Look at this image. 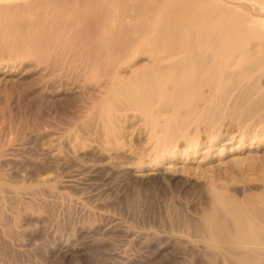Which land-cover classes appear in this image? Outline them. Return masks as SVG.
I'll list each match as a JSON object with an SVG mask.
<instances>
[{"label": "rangeland", "instance_id": "374dc122", "mask_svg": "<svg viewBox=\"0 0 264 264\" xmlns=\"http://www.w3.org/2000/svg\"><path fill=\"white\" fill-rule=\"evenodd\" d=\"M15 1L1 0L0 6H12ZM43 1L40 0L38 11L42 19L46 17L48 20L50 15L46 16L45 7L50 2L44 1L47 3L44 5ZM91 1L88 0L85 13L90 11ZM55 7L60 9L62 5ZM70 13L59 15L64 25L55 15L49 18L51 27H56L59 19V30L51 29V32H58L51 34L45 28L39 33L54 37H51L50 46L35 48L37 52L43 51L41 54L36 52L37 67H45L42 76L33 77L21 69L9 70L3 64L5 61L0 65V110H4L0 112L6 115L3 121L0 120V179L7 177L9 171L22 172L23 160L32 156V149L51 140L49 191H43L41 185L15 188L21 191V198L11 201L5 190L10 187L0 182V264H264V249L253 256L229 246L218 251L209 247L206 240L208 217L216 213L214 206L211 208L210 183L226 188L227 197L237 200L243 210L247 209L244 211H253L256 217L264 218V120L260 126L253 127V118L249 116L244 122L246 127L239 128L236 123L240 118L236 117L228 128V125L224 127L227 119L219 127L222 123L219 117L216 122L215 117L211 119L212 123L208 125L203 112L192 120L193 125L189 122L188 129H184L183 135H179L170 147L173 155L166 150L163 154L160 151L162 156L155 152L152 143H147L151 125L147 124L143 114V117L130 114L126 121L119 123L117 135H114L116 140L109 141L95 122L88 90L78 93L80 81L89 74L88 68L96 63L93 56L97 47L94 48L88 40L96 34L94 28L97 25L87 14L80 24L77 21L73 24V14L70 16ZM123 19L124 26L131 23L127 18H121V21ZM66 29L70 30L69 33ZM62 31L69 35L59 34ZM64 36L70 37V41ZM4 38L0 35V53L6 51L4 59L10 53L16 57L18 46L13 50L16 44L8 43L6 38L5 43ZM60 41L65 43L64 46ZM99 63L107 64L106 61ZM122 64L132 68L130 62ZM82 71L88 74L82 75ZM44 81H51L50 97ZM4 98L8 101L7 106H4ZM15 130L19 136L15 135ZM34 134L37 140L32 141ZM230 134L234 135H231L233 141L222 146L218 138ZM116 141H120L117 143L120 145L117 146ZM207 144H211V148ZM217 148L224 150L218 152ZM29 214L39 221L22 222V218ZM218 215L220 217L217 214L212 218ZM239 254L248 258L255 256L257 260L241 262L237 259Z\"/></svg>", "mask_w": 264, "mask_h": 264}, {"label": "bare ground", "instance_id": "6f19581e", "mask_svg": "<svg viewBox=\"0 0 264 264\" xmlns=\"http://www.w3.org/2000/svg\"><path fill=\"white\" fill-rule=\"evenodd\" d=\"M16 1L12 6H5L4 3V6H0V33H3L0 35L5 37L8 43L16 44L13 50L18 46V53L15 51L16 57L10 56L12 53L8 52L10 54L5 59L3 56L6 51L1 49L0 65L5 61L3 64L9 70L21 69L33 77H37L38 74L42 76L45 67L44 69L37 67L36 49L39 45L44 47L49 44L50 46L51 40H53L51 34L54 32H51V29L55 25L51 27L49 18H54V15L59 18L65 13L69 15L70 11L74 9L73 13H70V16L73 14L71 17L73 24L74 21L85 20L84 15L87 14L97 25V28H94V31L97 30L96 34L94 33V36L92 34V39L88 40L92 42L93 47L96 45L98 48L95 49L93 56V61L96 63L88 68L89 74L85 71L88 75L82 78L83 80L78 85L79 88L76 87L80 90L78 93L82 92L83 94L85 89L88 90L94 109L92 114L95 122L100 125V131L104 132L101 133L106 135L109 141L110 139L114 140L119 123L126 121L125 118L130 114L133 116L137 114L142 116L143 114L147 124L151 125V136L146 135L149 137L147 143H152L155 146V152L160 155L166 150L171 155L173 150L170 154V147L176 143L177 137L183 135L182 131L188 129L186 126L190 125L189 122L193 125L192 120L203 112L206 114L205 119H207L208 125L212 123L214 117L215 122L219 117L222 122L219 127L227 119L224 127L228 125V128L236 117L240 118L236 123L239 128L246 123L245 120L249 116L253 118L251 124L253 127L260 126L264 120V110L260 112L264 106V36L261 35L264 34V0H93L90 3V11L87 13H85V7L88 0H56L55 2L44 0L50 2L47 4L43 1L44 5L47 4L46 9L44 8L48 11L46 16L50 15L48 20L43 17L47 20L44 22H40L44 20L38 11L40 0H21L17 3ZM8 4L11 3L8 2ZM57 4L62 5V8H56ZM51 14L53 15L51 16ZM121 18H127L131 23L126 20L129 24L124 26L125 21L123 19V23H121ZM59 19L62 21V18ZM59 19H56L57 26L60 23ZM57 26L55 28L59 30L60 27ZM43 29L51 34L47 32L44 34L45 36L39 34ZM63 30L65 29L63 28ZM66 31L69 33L70 30L66 29ZM63 33L65 36L69 35L63 31L59 32L62 35ZM70 37H66L68 41H70ZM68 41L65 40V43ZM60 43L63 44L61 41ZM5 49L7 48L5 47ZM2 52L4 53L2 54ZM101 61H106L107 64L100 65ZM126 62L132 63V68L121 65ZM84 69L86 70V67ZM85 72L82 71V75ZM43 77L45 76L43 75ZM4 87L2 91L5 90ZM44 88H49L47 94L50 97L51 81H46ZM249 96L250 98H248ZM4 100V106H7L8 101L5 98ZM1 112L0 120L6 116H3V112ZM202 118L204 117L202 116ZM208 119L210 120L208 121ZM127 121L129 120L127 119ZM131 122L133 121L131 120ZM147 124L144 126L147 127ZM216 127L218 128V125ZM237 127L235 128L239 129ZM260 128L258 129L260 130ZM213 129L215 131L216 128ZM232 134L227 137H219L221 145L231 143L232 136H234ZM15 135L19 136V133L16 131ZM212 135L214 138V133ZM120 136L121 134L119 138L122 137ZM239 137L241 139L240 135ZM31 139L32 141L37 140V135L34 134ZM235 139L236 137H234V141ZM111 142L113 144L112 140ZM249 142L251 143V141ZM117 143L120 141H116V145ZM108 145L114 148L113 145ZM240 146L242 147V145ZM116 148L118 147H115V150L119 149ZM219 150L221 149H218V152H220ZM32 151V156L28 158L25 156L26 158L23 160L25 167L23 166L22 172L8 170L9 172L6 173L4 171L7 177L0 179L2 184H7L11 188L5 189L9 193L7 197L11 201L12 199L19 201L21 198V191H16L17 188L19 190L23 187L41 185L43 186L42 190L47 191L51 186V140L49 139L42 146L33 148ZM206 152L204 153L206 154ZM169 155L167 156L169 157ZM225 190L226 188L214 183H210L208 186V193L212 199L211 208L214 206L215 211H213L216 212L214 214H220V217L218 215L215 219L212 218L215 216L213 213L212 217H208L211 213L207 216V245L218 251L229 246L244 253L248 252L253 256L264 249V218L256 217L255 212L252 213L253 211L251 213L244 211L247 209L243 210L242 205L239 206L236 202L237 200L227 197ZM28 193L33 194L32 192ZM31 209H33V205H31ZM33 221L38 222L39 219H33L32 214L22 218L24 223ZM237 259L241 262H245L243 261L245 259H251L252 262L257 260L255 256L248 258L241 255Z\"/></svg>", "mask_w": 264, "mask_h": 264}]
</instances>
